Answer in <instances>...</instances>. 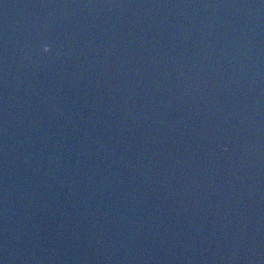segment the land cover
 <instances>
[{
  "label": "water",
  "instance_id": "95a60500",
  "mask_svg": "<svg viewBox=\"0 0 264 264\" xmlns=\"http://www.w3.org/2000/svg\"><path fill=\"white\" fill-rule=\"evenodd\" d=\"M0 264H264V0H0Z\"/></svg>",
  "mask_w": 264,
  "mask_h": 264
}]
</instances>
